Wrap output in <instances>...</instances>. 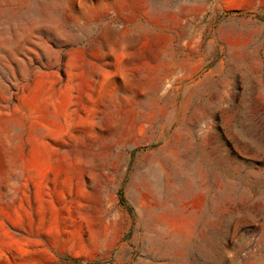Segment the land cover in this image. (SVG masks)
<instances>
[{
    "label": "rangeland",
    "instance_id": "obj_1",
    "mask_svg": "<svg viewBox=\"0 0 264 264\" xmlns=\"http://www.w3.org/2000/svg\"><path fill=\"white\" fill-rule=\"evenodd\" d=\"M0 264H264V0H0Z\"/></svg>",
    "mask_w": 264,
    "mask_h": 264
},
{
    "label": "trees",
    "instance_id": "obj_2",
    "mask_svg": "<svg viewBox=\"0 0 264 264\" xmlns=\"http://www.w3.org/2000/svg\"><path fill=\"white\" fill-rule=\"evenodd\" d=\"M120 198H121V201L124 203L125 198H124V194L122 192L120 193Z\"/></svg>",
    "mask_w": 264,
    "mask_h": 264
}]
</instances>
